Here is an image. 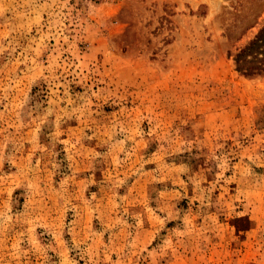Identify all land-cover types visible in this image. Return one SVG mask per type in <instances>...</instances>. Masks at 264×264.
<instances>
[{
	"label": "rangeland",
	"instance_id": "obj_1",
	"mask_svg": "<svg viewBox=\"0 0 264 264\" xmlns=\"http://www.w3.org/2000/svg\"><path fill=\"white\" fill-rule=\"evenodd\" d=\"M264 0H0V264H264Z\"/></svg>",
	"mask_w": 264,
	"mask_h": 264
},
{
	"label": "trees",
	"instance_id": "obj_2",
	"mask_svg": "<svg viewBox=\"0 0 264 264\" xmlns=\"http://www.w3.org/2000/svg\"><path fill=\"white\" fill-rule=\"evenodd\" d=\"M238 72L245 76L264 73V26L254 39L233 55Z\"/></svg>",
	"mask_w": 264,
	"mask_h": 264
}]
</instances>
